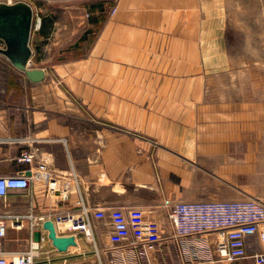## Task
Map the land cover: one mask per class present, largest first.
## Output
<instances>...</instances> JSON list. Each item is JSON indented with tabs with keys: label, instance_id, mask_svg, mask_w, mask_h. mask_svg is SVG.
Segmentation results:
<instances>
[{
	"label": "crops",
	"instance_id": "0c3cea01",
	"mask_svg": "<svg viewBox=\"0 0 264 264\" xmlns=\"http://www.w3.org/2000/svg\"><path fill=\"white\" fill-rule=\"evenodd\" d=\"M192 1L118 0L114 14L108 3L92 8L87 35L95 38L83 56H77L83 42L60 50L55 28L50 29L45 18L40 29L32 30L30 42V67L45 71L41 82H33L1 54L5 63L1 65L0 176L30 175L29 169L45 162L62 180H71L72 187L69 199L63 201L55 199L60 194L48 192L45 182L34 181L30 191H12L0 203V213H78L76 202L82 196L92 209L140 208L161 222L160 243L150 252L153 264H257L250 257L220 262L213 249H202L197 258L192 249L182 248L172 238L167 205L206 200L264 202V189L258 186L262 182L243 185L239 173L224 181L197 179L199 162L240 168L244 161H264V98H215L196 92L204 85L203 73L209 72L210 51L199 34L195 38L192 21L178 14L188 10ZM171 24L183 26L173 30ZM47 52L51 58L45 60ZM77 64L106 72L105 82L91 85L104 104L92 114L61 112L50 101L54 81L50 73L61 76L62 71L73 72ZM115 87L140 92L131 95L122 90L119 97L114 96ZM74 88L85 94L81 87ZM115 99L122 105L121 112L112 111ZM29 151L35 153V160H21ZM41 234L38 230L33 236L39 239ZM5 245L8 250L28 247L12 236ZM83 246L79 239L77 247ZM261 248L256 235L248 239L250 252ZM70 250L60 252L51 241L44 242L52 264L78 258ZM94 255L93 249L80 256ZM136 264L148 263L142 259Z\"/></svg>",
	"mask_w": 264,
	"mask_h": 264
},
{
	"label": "rangeland",
	"instance_id": "374dc122",
	"mask_svg": "<svg viewBox=\"0 0 264 264\" xmlns=\"http://www.w3.org/2000/svg\"><path fill=\"white\" fill-rule=\"evenodd\" d=\"M117 1L29 0L37 16L41 18V24L46 18L50 22V29L55 28V39L59 43L60 50H68L83 42L84 48L78 51L77 56H83L87 52V48L93 43V38H95V35L89 37L87 35L90 31L88 24L91 17H93L92 8L108 3L110 14H114L117 11ZM188 4V10L178 11V14L185 15L192 21L191 25L195 38L199 34L198 37L203 38L201 42L204 48L209 47L210 51L209 59L206 61L209 64V72L203 73L204 85L196 89V92L215 98L223 96L264 98V0H193L192 3L188 2ZM174 12L173 14H176ZM173 14L170 13L169 15ZM105 19H102L103 22ZM181 26L183 25H170L173 30H175V27L180 28ZM84 36L86 40L82 41ZM3 45L0 40V47H3ZM47 54L49 52L46 53L45 60L51 58ZM77 56L74 55L73 57ZM1 57L0 54V88L3 75L1 65L5 63V60ZM63 59L67 60L69 57ZM77 65L73 72L62 71L61 76L50 73L49 78L54 79L50 83V101L54 102L55 107L61 112L75 115L77 113L92 114L96 110H101V106H104V104H100L101 96L92 91L91 85L97 81L105 82L106 72H97L92 70L91 67ZM74 86L81 87L85 94L78 93L77 88H74ZM58 88L61 89V92ZM122 90L131 95L140 92L138 88L122 89V87H115L114 96L121 97ZM1 98L0 95V102ZM112 111L114 113L122 111V105L116 99ZM74 121L80 122L79 119H74ZM198 164V167L194 168L198 172L197 179L199 180L217 181L220 179L224 181L239 173L238 179L242 180L243 185L250 186L251 182L257 180L262 182L258 186L264 189V161H244L243 166L240 168L227 166L218 168L213 166L212 162H205L204 166H201L200 162ZM208 164H211V167H207ZM70 187H72V182ZM74 190L76 191V189ZM58 194L60 193L58 192ZM51 195L55 196V194ZM61 198L62 196L55 197V199ZM76 205H78L77 202ZM145 214L148 220L157 223L162 230L161 222L151 218L147 211H145ZM45 217L47 220L55 219L56 215ZM30 224L31 222L27 221L25 228L22 230L11 229L9 236L15 238L16 241L28 244L29 247L31 239ZM92 226L95 241H89L85 234H81L79 238L82 239L85 247L71 248L70 251L78 255V258L67 264H100L96 254L94 256H80L85 250L93 251L94 249L95 251V244H93L95 242L100 248L103 264H112L111 254L104 253V249L111 246L108 235L109 230L106 229L102 221L94 219L92 220ZM103 233L107 236L103 237L101 235ZM207 234L206 237L214 238L215 241L222 238L221 233L209 232ZM47 241L51 240L47 237L45 242ZM215 241L210 243L211 246H214L209 247L210 250H216Z\"/></svg>",
	"mask_w": 264,
	"mask_h": 264
},
{
	"label": "built area",
	"instance_id": "2783aa9c",
	"mask_svg": "<svg viewBox=\"0 0 264 264\" xmlns=\"http://www.w3.org/2000/svg\"><path fill=\"white\" fill-rule=\"evenodd\" d=\"M19 1L30 4L29 0H0V3L13 4ZM33 13V29L38 30L41 18L34 9ZM35 158V153L29 151L22 154L21 160L32 162ZM29 170L30 175L23 172L0 176V203L5 202L12 191H30L36 180L45 182L49 193L59 192L63 201L69 199L71 180H62L63 177L52 171L45 162H39L36 169ZM77 204L81 208L80 212L67 211L57 214L53 219L58 235H73L78 242L81 234L87 237L89 230H94L93 219L102 221L109 230L111 243L110 248L104 249V253L111 254L112 264H136L142 259L153 264L150 252L160 243L161 229L157 223L147 219L143 209L116 208L108 212L92 209L82 196ZM167 217L173 228V240L182 248L192 249L197 258L202 249H209L210 246L209 239L204 235L216 232L222 234V238L215 241L218 261L233 262L250 257L257 264L264 263V202L261 200L181 201L167 205ZM46 220L45 216H37L33 212L0 213V264H52L53 259L44 251L47 237L41 234L39 239H35L33 236L38 230H43ZM27 221L31 222L29 247L21 250L6 249L9 230H22ZM255 235L262 248L250 252L248 239ZM94 244V252L100 264H103L100 248L96 242Z\"/></svg>",
	"mask_w": 264,
	"mask_h": 264
},
{
	"label": "water",
	"instance_id": "95a60500",
	"mask_svg": "<svg viewBox=\"0 0 264 264\" xmlns=\"http://www.w3.org/2000/svg\"><path fill=\"white\" fill-rule=\"evenodd\" d=\"M33 21V7L29 3H0V40L4 44L0 47V54L25 72L33 82H41L45 78V71L30 67L33 56L30 45ZM43 228L48 230V238L60 252H67L71 246L77 245L73 235H58L52 220L44 221Z\"/></svg>",
	"mask_w": 264,
	"mask_h": 264
},
{
	"label": "bare ground",
	"instance_id": "6f19581e",
	"mask_svg": "<svg viewBox=\"0 0 264 264\" xmlns=\"http://www.w3.org/2000/svg\"><path fill=\"white\" fill-rule=\"evenodd\" d=\"M50 220H52L54 222L53 219H50ZM42 233H43V235H45L46 237H48V230H46V229L43 228ZM87 240H89V241H95V234H94V230L92 228L89 230V236H87ZM77 246H78V242H77V245L76 246H71L69 249L74 248V247H77Z\"/></svg>",
	"mask_w": 264,
	"mask_h": 264
}]
</instances>
